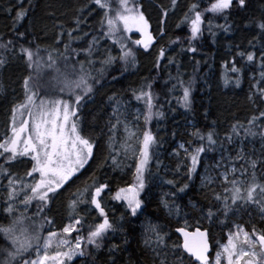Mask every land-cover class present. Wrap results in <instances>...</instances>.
I'll use <instances>...</instances> for the list:
<instances>
[{
    "label": "snow or ice",
    "instance_id": "6c2138e0",
    "mask_svg": "<svg viewBox=\"0 0 264 264\" xmlns=\"http://www.w3.org/2000/svg\"><path fill=\"white\" fill-rule=\"evenodd\" d=\"M179 0H170L168 7L160 6L157 18L158 27L152 30L150 19L143 9V0H87L79 11L81 16L74 20L75 27L67 31L68 42L59 47L41 49L24 46L25 33L15 28V38L5 40L0 37V70L12 60L20 59L28 69L23 79V99L14 103L3 136H0V264H72L81 258L88 264V258H95L96 252L104 248L113 234L125 230L132 233V225L139 224L143 245L152 254V264H210L212 245L207 230L190 232L186 227H178L176 232L183 237L182 243L176 242L169 247L166 234L152 220L140 218L146 215L145 192L150 165L155 155L153 148L157 143L155 135L147 127L152 120L159 119L163 112L156 110L159 97L153 91V84L145 81L138 89L132 90V99L144 105L137 108L133 115L129 108L131 101L123 102L116 96L109 97L112 102V114L106 124L108 156L104 163L121 172L131 169V180L125 186L114 191L106 181L88 177L82 179L83 170L90 160H94V150L100 145L92 136L86 135L81 121L82 101L91 98L95 85L105 73L115 65L124 70L137 65V50L149 52L156 45L157 34L165 35L163 25L169 14H175ZM20 0V11L16 13L14 25L22 22L27 15ZM248 0H196L187 6L180 22V28L186 26L189 32L187 47L183 38L171 40V44L180 46L182 52L196 53L194 42L200 41L205 31L212 32L213 20L225 21L233 10L245 11ZM11 15V9H8ZM99 12L100 31L86 42V46L72 47L73 41L82 37L79 34L82 17ZM225 32L230 25H215ZM245 27L257 29L254 39H264V13L259 18H250ZM139 33L133 39L131 33ZM65 33L61 31L55 41L60 45ZM88 35L87 32L84 33ZM101 41H110L102 44ZM19 45V47H17ZM250 47L255 44L250 41ZM237 55L246 59L247 64H256L259 75L252 77V91L248 99L254 105L259 100L264 105V46L260 55L255 51H237ZM78 57V58H77ZM162 61H166L162 65ZM175 58L167 56V49L160 45L156 54L155 67L160 69L167 64H175ZM99 65V66H97ZM222 75L223 86L234 84L239 88L242 68L235 60L225 64ZM178 71V66H177ZM230 74H236L233 80ZM113 79L116 76L113 75ZM172 91L179 89L181 107L188 110L192 105V85L184 81L179 74L174 77ZM132 116V119H129ZM145 127L141 128L139 121ZM259 136L264 140V108L252 115L246 123H234L223 140L217 139L215 130L202 132L194 129L190 136L193 140L178 145L174 155L180 157L176 171L184 169L183 175L192 181L201 164L202 155L214 152L216 146L224 148L225 142L234 143V138ZM129 161H131L129 163ZM243 163H240V162ZM264 169V165L261 166ZM23 169L21 174L17 169ZM216 176L206 169L201 176L202 186L209 189L212 198L219 202L214 212L209 208L204 217L217 220L221 225L227 223L226 242L218 240L214 261L211 264H264V228H257L248 212L251 230L236 218L244 206H254L259 219L264 222V172L258 176L257 160L246 156L241 148L235 157L227 158L221 153L216 162ZM6 181V183H5ZM79 181V183H78ZM165 183L174 191L165 194L160 200L161 206L169 215L179 209L169 203L166 197L175 198L189 188V183L177 186L175 180ZM217 184L220 191L215 187ZM73 186L75 191H72ZM70 193L67 200V223L59 230H53L54 221L46 209L56 199ZM142 193L144 194L142 196ZM105 198L116 201L125 208V216L117 222L110 218ZM34 205V209H33ZM81 205L85 207L82 209ZM91 211V222L81 212ZM220 213L223 219L217 215ZM230 213L236 215L230 216ZM187 223V222H185ZM47 232L45 234V230ZM75 233V235H73ZM124 243H128L127 233ZM119 245L108 247L112 264Z\"/></svg>",
    "mask_w": 264,
    "mask_h": 264
},
{
    "label": "trees",
    "instance_id": "16d2710c",
    "mask_svg": "<svg viewBox=\"0 0 264 264\" xmlns=\"http://www.w3.org/2000/svg\"><path fill=\"white\" fill-rule=\"evenodd\" d=\"M196 2V0H179L175 14L170 13L169 18L163 25L165 35L163 38L157 37L156 45L149 52L141 49L137 50V65L135 68L124 70L122 65H115L105 73L99 83L95 85L91 98H86L87 103L82 101L81 121L86 135L92 136L100 145L99 151L94 150V160H90L83 170L82 179H88L94 174V178L100 181H106L114 191L118 186H125L127 181L131 180V169L125 168L123 172L119 169L109 167L104 163L108 156L106 150L107 128L106 124L112 114V102L109 97L116 96L123 102L131 101V105L137 104L132 99V90H138L145 81L153 84V91L159 97L157 109L163 112L159 119H153L147 127L155 135L157 143L153 148L155 155L150 165V174L147 178L145 192L146 215L140 220H152L158 224L163 233L166 234V241L171 247L174 243L180 242L175 234L178 227H186L187 230L196 228L207 230L210 233V242L212 253L210 263L214 260L217 250V241L225 240L227 223L221 225L217 220H208L209 208L215 212L219 202L212 198L208 188L202 186L201 176H204L207 169L209 174L214 173L216 162L220 159L221 153L227 158L229 155L235 157L239 151L238 145L241 144L243 152L251 159L257 160L258 176L264 172V140L259 136L244 138L241 131L240 138H234V143L225 142L224 148L216 146L214 152H209L201 157V164L197 168V174L192 181H188L183 175L184 169L176 171L177 162L180 157L174 155L178 150V145L193 140L190 133L194 129L202 132L215 130L217 139L223 140L230 131L231 126L236 122L246 123L254 114H257L264 105L259 100L254 105L249 101V94L252 89V77L259 75V69L256 64H247L246 59L237 55V51H255L260 55V49L264 46V39H254L257 33L255 27H245L249 19L259 18L264 13V0H248V7L245 11L233 10L232 15L225 21L223 18L213 20L212 32L205 31L200 41L194 42L198 48L196 53L182 52L180 46L171 44L170 41L177 37L183 38V44L187 47L186 37L189 35L186 26L177 28L180 22V15L187 6ZM87 0H23V9L27 11L24 20L18 25H14L16 13L20 11V0H0V37L5 40L15 38V28L19 32L25 33L24 46L41 49L59 47L63 51V43L68 42L67 31L75 27L74 20L81 16L80 9L84 8ZM144 7L150 19L153 31L158 27L157 18L160 6L168 7L170 0H143ZM8 9H11L9 15ZM180 17V18H179ZM179 18V19H178ZM86 22L81 23L80 32L73 33L74 36L82 37L78 41L72 42V47L77 48L86 46V42L93 35L100 31L99 21L101 16L99 12H94L89 16L82 17ZM215 25H230V30L225 32L222 28ZM65 33L60 45L55 41L59 33ZM88 35L85 36L84 33ZM158 36V34H157ZM250 41L255 44V48L250 47ZM102 44H110V41H101ZM163 45L168 53L167 56L174 57L175 64H167L160 69L155 67L156 54L158 47ZM19 47V45H17ZM78 58V57H77ZM235 60L238 67L242 68L240 74V87L230 84L227 88L223 86L222 75L224 65L229 66ZM162 65L166 61L161 62ZM99 66V65H97ZM178 66V71H177ZM179 76L192 85V105L185 110L178 103V97L182 92L177 89L172 91V85L176 82L174 77ZM28 75V69L20 59L12 60L3 70H0V136H3L7 127L10 109L14 103L23 99V79ZM113 75L116 79H113ZM235 80L236 74H230ZM140 127H145L143 122ZM240 163H243L242 161ZM167 180H175L177 186H182L188 182L189 188L180 193L175 198L168 196L170 204H174L179 209L178 213L169 215L161 204L160 200L166 193L174 191L171 185L165 183ZM79 183V181H78ZM73 186L72 191H75ZM217 191L220 187L213 184ZM70 193H65L63 197L56 199L54 203L46 209L48 216L55 221L57 229H61L67 223V200ZM144 194L142 193V196ZM85 206L81 205L83 209ZM248 212L252 213V220L257 228H264V222L259 219V212L254 206H244L236 218L245 226V230H251V223H248ZM110 218L119 222L122 216H125V210L115 203H110L108 211ZM85 219L91 222L94 218L93 213H80ZM223 219L220 213H217ZM230 216L236 215L230 213ZM133 219L125 216V221ZM3 218L0 217V221ZM187 222V223H185ZM135 232L128 230L127 224L125 230L113 234L109 238L108 244L96 252L95 258H88V264H112L113 257H110L108 247L112 244L119 245L114 259L116 264H152V254L146 250L143 245V238L139 224L132 225ZM127 233L128 243H124ZM72 264H83L81 258H76Z\"/></svg>",
    "mask_w": 264,
    "mask_h": 264
},
{
    "label": "rangeland",
    "instance_id": "374dc122",
    "mask_svg": "<svg viewBox=\"0 0 264 264\" xmlns=\"http://www.w3.org/2000/svg\"><path fill=\"white\" fill-rule=\"evenodd\" d=\"M184 11H186V9H185ZM184 11L182 12V15H180L181 18H182V16H183ZM180 17H179V18H180ZM179 18H178V19H179ZM180 20H181V19H180ZM180 20H179V21H180ZM157 37H159V36H157ZM150 50H151V49H150ZM150 50H149V51H150ZM167 53H168V51H167ZM168 54H169V53H168ZM137 108H139V109L142 110V107L138 106L137 104H134V105H132V106L129 108V111L134 115L135 112H136V109H137ZM129 119L131 120V119H132V116H129ZM141 122H143L142 119L139 121V124H140ZM236 148H238L239 151H240V149L242 148L241 144L238 145V147H236ZM130 162H131V161H129V163H130ZM17 171H19L21 174H23V169H22V168H21V169H17ZM213 174L217 175V174H218V170H215ZM210 175H212V174H210ZM5 183H6V181H5ZM52 203H54V202H52ZM52 203H51V204H52ZM110 203H115V204L119 205L122 209L125 210V208L122 206V204H120V203H118V202H116V201L108 200L107 198H105V205H106V209H107V211H109V209H110ZM51 204H50V205H51ZM50 205H49V207H50ZM33 207H34V205H33ZM89 212H91V211H89ZM91 213H92V212H91ZM49 217H50V216H49ZM50 218L53 220L52 217H50ZM53 221H54V220H53ZM53 230L59 231V229L56 228L55 221H54ZM46 232H47V229L45 230V234H46ZM73 235H75V233H74ZM224 242H226V238H225ZM214 257H215V256H214ZM213 261H214V260H213ZM210 264H211V263H210Z\"/></svg>",
    "mask_w": 264,
    "mask_h": 264
},
{
    "label": "water",
    "instance_id": "95a60500",
    "mask_svg": "<svg viewBox=\"0 0 264 264\" xmlns=\"http://www.w3.org/2000/svg\"><path fill=\"white\" fill-rule=\"evenodd\" d=\"M197 229H195V230H193V231H190V232H194V231H196ZM201 231H204V230H201ZM175 233H176V235L178 236V238L180 239V241H181V243H182V241H183V237L182 236H180V234L178 233V232H176L175 231ZM211 244V243H210ZM211 254V252L209 253V255Z\"/></svg>",
    "mask_w": 264,
    "mask_h": 264
},
{
    "label": "flooded vegetation",
    "instance_id": "af4514ba",
    "mask_svg": "<svg viewBox=\"0 0 264 264\" xmlns=\"http://www.w3.org/2000/svg\"><path fill=\"white\" fill-rule=\"evenodd\" d=\"M152 30H153V28H152ZM132 35H134L136 39L139 38V33H135V32H133ZM157 40H158V38H157ZM141 49H142V48H141Z\"/></svg>",
    "mask_w": 264,
    "mask_h": 264
}]
</instances>
